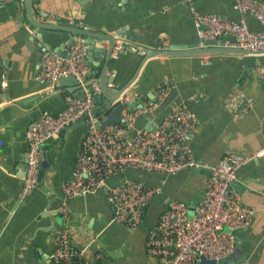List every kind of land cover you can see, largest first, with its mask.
I'll list each match as a JSON object with an SVG mask.
<instances>
[{
	"label": "crops",
	"instance_id": "0c3cea01",
	"mask_svg": "<svg viewBox=\"0 0 264 264\" xmlns=\"http://www.w3.org/2000/svg\"><path fill=\"white\" fill-rule=\"evenodd\" d=\"M194 7L203 13L243 18L252 31L263 28L252 14L237 11L233 0H194ZM35 12L38 19L52 23L113 31L124 41L136 38L131 41L140 49L223 45L226 40L201 43L188 0H41ZM31 31L25 14L21 15L18 0H8L0 7V58L4 61L0 73V232L9 223L13 204L21 200L22 205L18 215L21 220L13 222L0 240V264H55L49 255L54 237L63 227L70 230L87 264H160L146 248L151 227L172 199L194 207L204 197L210 170L201 165L168 177L144 220L129 228L114 220V209L107 201L105 189L77 197H64L61 192L62 183L73 176L89 126L86 121H78L45 143L44 160L49 167L44 169L43 182L24 195L28 126L41 110H63L64 93L73 84L70 75L63 76L55 89L40 82L43 54L39 53ZM103 44L107 45L105 41ZM94 51L87 58L92 76L86 82L99 78L102 69L103 57ZM121 51L114 53L117 59L108 72L116 76L114 85L118 87L130 81L141 61L137 53ZM262 65L264 55L157 57L147 61L129 93L154 100L156 83L170 81L172 88L156 110L136 117L129 134L146 130L151 121L156 124L165 110L185 100L198 117L188 144L199 163L214 164L227 153H248L262 147L264 78L257 76ZM236 90L255 101L250 111L238 117L224 107ZM36 93H40L38 97L21 101ZM8 103L16 106L4 108ZM139 172L144 174L142 179L152 184L164 179L159 172L128 170L108 178L107 183L133 178ZM232 186L245 204L256 209L251 225L235 232L236 248L241 246L247 264H264V157L242 166ZM63 204L67 215L60 211Z\"/></svg>",
	"mask_w": 264,
	"mask_h": 264
},
{
	"label": "built area",
	"instance_id": "2783aa9c",
	"mask_svg": "<svg viewBox=\"0 0 264 264\" xmlns=\"http://www.w3.org/2000/svg\"><path fill=\"white\" fill-rule=\"evenodd\" d=\"M7 1L0 0V7ZM40 1L33 0L35 9ZM18 2L21 15L24 16L25 0ZM188 3L193 8L201 43L226 38L223 43L225 47L264 55V1L233 0V7L237 11L252 14L263 26L258 31H252L243 18L203 13L195 9L194 0H188ZM121 45L122 40L118 38L115 50ZM67 49V57L53 51L43 53L39 80L48 88L55 89L63 76L72 75L83 89L85 97L81 99L66 93V107L63 110L57 113L40 111L29 124L23 194H28L38 185L45 143L57 138L66 127L85 118L88 130L82 140L73 176L61 185L64 197L84 196L105 189L107 201L114 209V220L133 228L144 220L149 206L163 190L168 177L204 165L210 173L204 197L194 206L193 216L189 213L191 206L187 202L170 200L148 233L147 252L157 257L160 264H200L201 257L219 261L234 253L235 232L251 225L256 209L242 201L232 183L242 166L264 157V145L248 153H227L214 164L199 163L188 144L198 124V117L185 100L173 105L159 125L129 134L138 115L157 109L172 88L170 81L155 84L154 100L131 95L128 90L123 92L118 99L123 106L119 122L102 127L99 124L101 117L95 113L93 99L95 94L100 93V87L94 82V91L90 92L86 86V81L92 76V67L86 59V38L79 35ZM257 76L264 78V65L257 69ZM132 101H136L137 105L132 107ZM254 103L252 98L236 90L226 100L224 107L238 117L250 111ZM128 170L159 172L164 175V179L159 184L135 177L107 183L108 178ZM60 211L67 215L65 204L60 207ZM49 257L55 264H87L67 227L57 231ZM247 263L244 259L231 264Z\"/></svg>",
	"mask_w": 264,
	"mask_h": 264
},
{
	"label": "water",
	"instance_id": "95a60500",
	"mask_svg": "<svg viewBox=\"0 0 264 264\" xmlns=\"http://www.w3.org/2000/svg\"><path fill=\"white\" fill-rule=\"evenodd\" d=\"M24 11L26 16V21L30 24L32 27V39H35L39 48V53L42 55L46 51H53L58 54H60L63 57H67L69 54L68 46L72 44V42L79 36L82 35L86 38V42L89 46L88 50V57L94 49L97 51L98 49H101L98 52V56L103 57L100 59L102 61V69L99 75V78L94 79L92 81L86 82V86L88 87V90L90 92L94 91V85L93 83H98V86L100 87V93L95 94L93 96L94 102H95V113L97 115H100V121L99 124L102 127L106 126H113L117 122H119L122 112H123V106L120 102H118V99L120 95L125 92L126 90H129V88L137 82V79L140 76V70L143 67V65L154 58L157 57H184V56H201V55H262V53H254L250 51H246L240 48H229L225 47L224 45H217V44H208L205 46H200L199 44L191 45V46H178V45H171V46H162L161 48H142L140 49L138 45L134 44L131 40H136V38H132L130 41L128 40H122V49L127 51H132L137 53L139 56H141V61L139 64V67L137 69V72L135 75L130 79L128 83L122 86H115L114 81L116 79V76H110L108 75V72H110L111 65L116 61L117 55H114V53H122V49L115 50L117 40L120 36L117 34H113V31L105 32L103 30L99 31H93L91 29H84L83 27H74L69 25H61L57 23H52L49 21H45L43 19H38L36 17L35 8L33 6V0H25L24 3ZM102 41H105L107 45H102ZM100 52V53H99ZM88 60V59H87ZM2 65H4V61L0 58V73H2ZM70 77L73 79V84L71 89L66 93H71L72 95L79 97L81 99H84V91L81 88L80 85L77 84L76 79L74 76L70 75ZM111 83V86L109 85ZM40 93H36L30 97L21 99V101H25L27 99H33L39 96ZM65 95V93H64ZM105 98V100H104ZM8 98L6 101H9ZM132 107L137 105L136 101H132L130 103ZM13 106H16L14 103H8L4 106V108H11ZM44 111V110H41ZM48 111V110H47ZM165 112L162 113V115L158 118L156 121V124H154L152 121L150 122L149 126L146 128L147 130L151 129L152 127H155V125H159L166 114ZM79 121H86L85 118L80 119ZM25 163V170H26V164H27V153L26 157L24 158ZM49 167V163L44 160L42 161L40 165V170L38 173V185L42 184L43 182V172L45 168ZM134 177H143L144 174L139 172L137 174L133 175ZM37 185V186H38ZM21 200L17 203L13 204L12 207V215L9 219V223L5 228L2 229L0 232V240L4 237L5 233L10 229L11 225L15 221L19 222L21 219L18 218L19 210L21 208ZM189 213L191 216H193L194 213V207H190ZM26 226H22V229H24ZM21 229V230H22ZM12 230V229H11ZM17 230L16 226L14 225L15 232ZM243 249L241 246H237L234 253L231 255L225 257L224 259H221L219 261H216L215 259H208L205 257H201L200 264H231L239 260H244L243 255Z\"/></svg>",
	"mask_w": 264,
	"mask_h": 264
}]
</instances>
